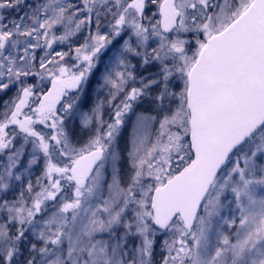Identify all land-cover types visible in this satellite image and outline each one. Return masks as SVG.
Here are the masks:
<instances>
[{"label":"snow or ice","instance_id":"snow-or-ice-1","mask_svg":"<svg viewBox=\"0 0 264 264\" xmlns=\"http://www.w3.org/2000/svg\"><path fill=\"white\" fill-rule=\"evenodd\" d=\"M110 45L108 97L81 113L94 128L77 146L66 120ZM12 89L0 112V264H264V0H43L0 14V92ZM143 100L162 115L159 133L149 148L134 136L124 183L114 142ZM154 119L136 114L134 129Z\"/></svg>","mask_w":264,"mask_h":264},{"label":"rangeland","instance_id":"rangeland-1","mask_svg":"<svg viewBox=\"0 0 264 264\" xmlns=\"http://www.w3.org/2000/svg\"><path fill=\"white\" fill-rule=\"evenodd\" d=\"M43 0H22V3L19 8L13 9H5L0 10V14L5 15L8 19H15L17 17H22L26 13L30 14L31 7L35 6L39 3H42ZM58 35L60 33H57ZM124 39H127V36H124ZM82 42V41H80ZM122 40L120 43L122 44ZM115 43V42H114ZM78 46L77 43L73 44V48ZM56 50L58 51H67L68 45H54ZM119 45L114 48L112 45L108 47V49L104 50L100 55V61L96 69L93 70V73L88 78V83L84 86V92L81 94V100L78 101V110L76 111L75 115L69 116L66 120L67 126L72 130L73 133V141L77 144V146L82 145L83 143L87 142L89 136L91 135V129L94 128V125H90L89 128H83L81 124V113H91L92 109L95 107L97 103L105 101L108 97L109 89L107 87H100L103 84V74L106 71V66L113 67V61L111 58L114 57ZM42 55V53H40ZM133 63H137L135 59H133ZM138 74H142L147 76L150 72L156 71L155 66H148L146 68H140L139 65L136 69ZM177 91L179 90L180 82L177 81ZM15 89L8 91L7 93L0 92V112L4 111V104L5 102L9 101L15 95ZM72 93H69V96H72ZM67 99V98H66ZM118 103V101H116ZM175 107V104H173ZM114 109L110 107L107 103L103 104L101 110V116L104 121L111 123L112 115ZM144 114L146 116L155 117L154 120L150 121L148 127L143 129L141 132L137 133L134 129V124L136 121V114ZM162 119V115L159 114L157 110H155V106L152 105L149 101L143 100L137 102L134 105V110L131 113H128L125 117V122L120 127V131L116 136V140L114 142V148L120 154V176L124 183H127L128 178L132 174V167H131V158L129 153L133 149V138L135 135H140L144 139V147L149 148L153 143L156 142L157 136L159 133V121ZM175 130V129H173ZM0 160H3L0 157ZM23 172V169H20ZM104 172V179L108 182H111V163L110 160L105 161V169L102 170ZM40 175V169L34 168L31 171V175L24 174L23 176V184L26 186L29 179L35 182L37 176ZM21 186V182H16V190L18 191ZM104 195H107V191L105 190ZM0 196H3V193H0ZM12 193L8 194V198L11 199ZM221 215L224 217H228L230 215L229 210L227 208L223 209ZM2 222V221H0ZM213 224H216V219L213 220ZM164 236L158 237V244H157V254L159 253V243L164 239ZM213 242H215V238H213ZM156 259H159V255H157Z\"/></svg>","mask_w":264,"mask_h":264},{"label":"flooded vegetation","instance_id":"flooded-vegetation-1","mask_svg":"<svg viewBox=\"0 0 264 264\" xmlns=\"http://www.w3.org/2000/svg\"><path fill=\"white\" fill-rule=\"evenodd\" d=\"M70 93H72V94H73V92H70Z\"/></svg>","mask_w":264,"mask_h":264},{"label":"trees","instance_id":"trees-1","mask_svg":"<svg viewBox=\"0 0 264 264\" xmlns=\"http://www.w3.org/2000/svg\"><path fill=\"white\" fill-rule=\"evenodd\" d=\"M111 122H112V120H111Z\"/></svg>","mask_w":264,"mask_h":264}]
</instances>
